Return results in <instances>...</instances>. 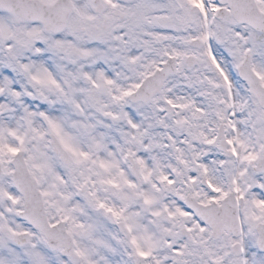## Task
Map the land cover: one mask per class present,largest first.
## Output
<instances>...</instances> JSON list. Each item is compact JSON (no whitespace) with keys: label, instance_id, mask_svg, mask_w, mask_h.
Returning <instances> with one entry per match:
<instances>
[{"label":"snow or ice","instance_id":"snow-or-ice-1","mask_svg":"<svg viewBox=\"0 0 264 264\" xmlns=\"http://www.w3.org/2000/svg\"><path fill=\"white\" fill-rule=\"evenodd\" d=\"M0 264H264V0H0Z\"/></svg>","mask_w":264,"mask_h":264}]
</instances>
